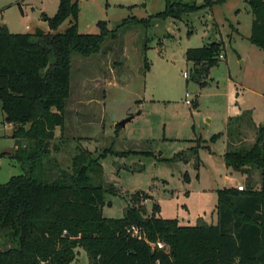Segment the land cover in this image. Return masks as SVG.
<instances>
[{"label": "rangeland", "instance_id": "1", "mask_svg": "<svg viewBox=\"0 0 264 264\" xmlns=\"http://www.w3.org/2000/svg\"><path fill=\"white\" fill-rule=\"evenodd\" d=\"M9 1L0 0V7ZM58 2H18L2 17L12 32L47 30L43 14L53 16ZM78 3L79 31L97 32L96 22L104 20L110 31L117 30L116 37L107 36L101 50L89 57L72 56L64 124L55 128L51 158L57 166L70 169L77 146L94 155L105 148L124 151L123 155L108 153L100 160L105 182L117 191L106 195L102 215L119 218L127 205H134L147 217L157 204V217L203 224V219L216 217L217 189L237 184L258 188V168L226 170L219 155L227 149L249 148L264 124V52L248 39L235 37L229 24L237 25L242 34L250 33L247 0L213 3L180 19L155 16L164 9L165 0ZM132 17L149 19L141 23ZM67 25L68 19L59 30ZM213 40L225 48L207 72L186 60L188 48ZM130 115L134 116L124 126L118 125ZM12 132V124L3 122L0 107L1 184L23 172L20 161L12 156ZM217 133L220 136L209 143L217 159L205 148L196 155L187 151ZM7 148L13 152H3ZM178 151H183L181 160H169ZM137 227V235L147 238L143 227ZM158 244L160 249L167 247L159 238L150 241L151 247L159 248ZM76 251L69 264H88L86 252L79 247Z\"/></svg>", "mask_w": 264, "mask_h": 264}, {"label": "trees", "instance_id": "2", "mask_svg": "<svg viewBox=\"0 0 264 264\" xmlns=\"http://www.w3.org/2000/svg\"><path fill=\"white\" fill-rule=\"evenodd\" d=\"M224 1L165 0L155 16L180 19ZM247 3L252 16L247 39L264 52V0ZM79 13L78 0H59L53 16L43 14L47 30L10 32L0 23V107L3 122L13 124L12 156L23 168L0 183V264H69L78 247L86 252L88 264H264V126L249 148L227 149L220 157L234 171L258 168L259 189H217V223L210 225H181L175 218L157 217V204L147 217L134 205H127L122 217H104L105 197L117 191L105 182L100 160L124 151L105 148L94 155L77 146L70 169L51 158L55 128L64 124L72 56L89 57L101 50L107 36L116 37L117 30L110 31L104 20L96 22L97 32L79 31ZM67 19V27L59 30ZM148 19L132 17L141 23ZM223 49L213 40L188 48L185 56L207 72ZM219 136L187 151L196 155L205 148L216 155L209 143ZM131 225L142 226L147 238L131 235ZM158 238L165 249L151 247L150 241Z\"/></svg>", "mask_w": 264, "mask_h": 264}, {"label": "crops", "instance_id": "3", "mask_svg": "<svg viewBox=\"0 0 264 264\" xmlns=\"http://www.w3.org/2000/svg\"><path fill=\"white\" fill-rule=\"evenodd\" d=\"M24 1H26V0H11V1H9L7 4H4V5H2L1 7H0V15H1V17H2V15H3V13H5V11H6V9H8V8H10V7H12L13 5H15L16 3H20V2H24ZM59 1V0H58ZM249 11H250V9H249ZM252 20V19H251ZM0 23H4L6 26H7V28H8V30L10 31V32H12L11 30H10V24L8 23V21L7 20H4L3 19V17H2V22H0ZM229 24H230V27H232V30H233V33H234V36L235 37H237V38H239V37H243V38H246L247 39V37L249 36V34H247V35H245V34H242L239 30H238V27H237V25H234L232 22H229ZM237 24H238V21H237ZM232 39V38H231ZM234 39V38H233ZM224 48H225V44H224ZM69 98V97H68ZM66 104V103H65ZM134 116V115H133ZM133 118V117H132ZM12 126H13V124H12ZM225 152V151H224ZM223 152V153H224ZM223 153L222 154H219L220 156H222L223 155ZM217 154V153H216ZM219 155H218V157H219ZM215 157H216V155H215ZM216 159H217V157H216ZM223 164H224V162H223ZM224 167H225V169L227 170L228 169V167H226L225 166V164H224ZM230 171V170H229ZM231 171H233V170H231ZM238 185V184H237ZM236 185V186H237ZM236 186H233V187H236ZM259 187H260V182H259V184H258V188H256L255 190H257V189H259ZM217 203V202H216ZM202 223L203 224H206V225H210V224H216L217 223V214H216V217L215 218H211L210 219V221H206V220H202ZM179 224H181V225H190V224H185L184 222H179ZM192 225H194V224H192Z\"/></svg>", "mask_w": 264, "mask_h": 264}, {"label": "built area", "instance_id": "4", "mask_svg": "<svg viewBox=\"0 0 264 264\" xmlns=\"http://www.w3.org/2000/svg\"><path fill=\"white\" fill-rule=\"evenodd\" d=\"M219 57L221 58V57H222V54H220ZM184 76H187V73H186V72L184 73ZM185 102L188 103L189 101H188V100H185ZM237 189H238V190H243L244 187H243L242 185H238V186H237ZM128 232H129L131 235H133V236H138V235H137V234H138V227L135 226V225H131V226H130V229H128ZM158 247L161 248L162 245H161V244H158Z\"/></svg>", "mask_w": 264, "mask_h": 264}, {"label": "water", "instance_id": "5", "mask_svg": "<svg viewBox=\"0 0 264 264\" xmlns=\"http://www.w3.org/2000/svg\"><path fill=\"white\" fill-rule=\"evenodd\" d=\"M132 117L133 116L130 115V116H127V117L123 118L122 120H120L118 122V125L119 126H124L126 122H128L130 119H132ZM262 126H264V124ZM3 152L12 153L13 152V148L4 149Z\"/></svg>", "mask_w": 264, "mask_h": 264}]
</instances>
